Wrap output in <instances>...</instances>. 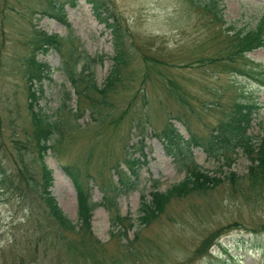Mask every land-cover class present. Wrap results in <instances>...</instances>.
Here are the masks:
<instances>
[{"label": "rangeland", "instance_id": "374dc122", "mask_svg": "<svg viewBox=\"0 0 264 264\" xmlns=\"http://www.w3.org/2000/svg\"><path fill=\"white\" fill-rule=\"evenodd\" d=\"M59 1L66 22L46 13L49 0H0V164L8 182L0 180V264H264V193L234 190L245 186L249 161L241 153L229 168L238 175L233 183L225 177L227 167L219 169L215 158L188 141L184 152L190 148L194 161L222 182L170 197L149 224L138 219L142 194L148 200L156 185L165 191L184 177L178 151L159 137L169 122L184 140L191 134L206 137L241 100L257 104L248 132H261L264 48L245 53L258 64L249 74L232 69L222 56L227 29L255 24L264 0H218L226 23L212 21L193 0H100L106 4L102 14H113L123 34L122 60L112 80L106 79L117 52L111 25L96 16L89 0ZM37 29L64 38L62 51L37 56L53 69L43 80L38 106L59 123L45 163L63 212L77 221L76 189L64 166L77 171L92 199L101 202L103 196L112 198L119 180L131 176L128 154L140 159L135 186L115 199L127 219L114 232L113 208L102 203L92 213V237L62 230L21 182L29 172L20 156L31 169L37 157L23 79L28 41ZM70 50L71 58L82 50L98 58L94 81L100 92L92 80H82L78 90L88 82L90 90L75 93L60 68ZM241 63L249 61L240 58L235 66ZM63 84L71 99L67 111H58Z\"/></svg>", "mask_w": 264, "mask_h": 264}, {"label": "trees", "instance_id": "16d2710c", "mask_svg": "<svg viewBox=\"0 0 264 264\" xmlns=\"http://www.w3.org/2000/svg\"><path fill=\"white\" fill-rule=\"evenodd\" d=\"M193 1L211 15L210 19H212V21L226 23L223 18V11L219 7L220 2L218 0ZM89 2L92 3V7L96 10V16L106 25H111V31L113 33L115 45L117 46V52L115 63L113 64L115 66L111 68L106 79L112 80L113 77L118 74L119 70L117 64L122 60L123 54L122 49L124 41L123 34L121 33V24L113 14H102L104 12L101 8L106 5L103 1L89 0ZM49 6L50 9L46 11L47 14L66 22L64 16L60 14L63 11V2H60L59 0H49ZM51 10H54V12ZM108 19H114V24L109 22ZM226 36L228 37L225 47L226 54L225 56L223 55L222 58L229 62L232 69L247 74L250 72L252 73L253 67L258 64H254L253 61L244 55L258 47L264 48V13L258 21L248 29H238L235 26L229 27ZM28 43L30 46V53L25 58L23 79L25 80L28 99L26 107L32 125L31 137L34 141L37 157L34 160L36 170L32 171L35 167H32V169L29 168L31 167V164L24 162L22 155L20 156V161L25 167L23 169L24 172H29V175L22 176L23 179L21 182L23 183V186H28L34 190L33 192L43 207L46 208L48 215L62 230L75 233L81 231L83 234L89 233L92 237V234L90 233V220L92 213L94 209L102 203L107 209L113 208V215L110 218V224L111 230L114 232L116 229H120L123 224L122 221L127 219L120 214L115 199L121 192H127L135 186V179L138 178V164L140 159L134 157L132 152L128 154L125 158V163L127 164L131 176L119 180L120 182L117 183V185L115 184L116 186L112 198H108L107 196L104 198L103 196L101 202H96L92 199L90 187L85 188L80 182V175L77 171L72 170L69 166H64L63 169L65 173L72 180L76 189L77 221L73 222L63 212L51 191L53 185L52 170L49 169L45 163L46 152L54 143L53 134L58 129L59 123L56 117L51 118L49 114L38 106V98L44 91L43 80L50 79L53 69L46 62L39 60L37 56L39 53H46L50 49L62 51L64 38L37 29L34 30L33 36ZM72 53L73 51L70 50L65 56H63L60 68L65 75V78L70 81L75 93H87V90H90L89 88L91 84L96 88L94 81V67L98 58L96 56L90 57L84 50L78 52L75 58H71ZM240 58H244V60L246 58V60L249 61V64L241 63L240 65L237 64V66H235L236 60ZM214 61L218 60L214 58ZM80 64L81 66L79 70H77ZM86 67L90 68L89 74H85V78H83ZM259 73L264 74V72ZM82 80H92V83L88 84V82L84 88L78 90V88L81 87ZM96 89L98 90V88ZM98 92L100 91L98 90ZM70 97V90H68L66 85L63 84V89L60 94L61 104L58 106V111L68 110V101H70ZM99 103L102 104L101 101ZM256 110V103L238 100L234 104V110L228 114L227 119L220 122L213 130H211L208 136L198 137L191 134L189 139H185L186 141L173 126L172 122H169V126L165 127V129L163 128L161 132L162 136L160 135L159 137H161L166 145H169L170 149H176L178 151V160L180 161L181 169L184 171V177L180 182L173 184L165 191L158 190V185H156L155 189L150 192V199L148 200L143 194L141 195L138 208V219L140 223L149 224L155 219L160 212L164 210L170 197H181L191 192L201 193L222 182L221 176L212 175L208 169L203 168V166L194 161L190 148L188 154L184 152V144L188 141L190 147L198 146L207 154V156L215 158L218 162L219 169L227 167L228 172L224 173L225 177L233 183L236 182L238 175L235 171L229 170L231 162H234V157L237 154H243L249 161L247 172L245 174V181L243 183L245 186L239 184L238 188L234 187V190L240 191L243 195H245L246 190L255 191L258 194L264 193V126L262 127L261 132L257 134H251L248 132L250 122ZM15 148L17 147L15 146ZM22 148H24V146ZM220 171L222 172V170ZM5 172L6 171L2 169L0 164V180L2 183H8L5 177Z\"/></svg>", "mask_w": 264, "mask_h": 264}]
</instances>
